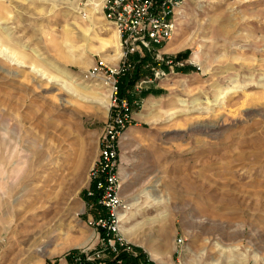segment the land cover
<instances>
[{"label":"rangeland","instance_id":"obj_1","mask_svg":"<svg viewBox=\"0 0 264 264\" xmlns=\"http://www.w3.org/2000/svg\"><path fill=\"white\" fill-rule=\"evenodd\" d=\"M103 2L0 0V264L110 257L84 196L111 103L89 75L121 62ZM160 53L181 66L119 76L116 234L138 264H264V0H189Z\"/></svg>","mask_w":264,"mask_h":264},{"label":"built area","instance_id":"obj_2","mask_svg":"<svg viewBox=\"0 0 264 264\" xmlns=\"http://www.w3.org/2000/svg\"><path fill=\"white\" fill-rule=\"evenodd\" d=\"M188 1L104 0L102 5L103 17L113 25L118 35L121 62L116 67H108L99 60L91 69V75H101L109 83L111 103L110 114L99 140L98 159L85 192L88 197H95L97 205L105 208L108 213L107 219L99 218L95 223L106 230L105 239H100L101 245L110 248L115 255V245H125L116 234L117 219L114 220L112 211L113 204L117 201L118 143L125 128L131 123V102L128 97H121L119 94V76L124 71L134 69L135 62L146 56H150L155 66H181L163 59L160 49L171 40L181 9ZM135 57L138 60L133 61ZM154 72L158 73V70ZM88 207L92 208L93 205L89 204Z\"/></svg>","mask_w":264,"mask_h":264},{"label":"trees","instance_id":"obj_3","mask_svg":"<svg viewBox=\"0 0 264 264\" xmlns=\"http://www.w3.org/2000/svg\"><path fill=\"white\" fill-rule=\"evenodd\" d=\"M148 57H144L142 59H140V62H144L145 59H147ZM119 86V94L121 97L126 96L124 94V88L121 86V83L119 82L118 84ZM128 97V100L130 101V97ZM93 187V185L91 186V188ZM84 196L86 198L87 204H92L93 205V210L95 211H100L102 212V216H95V222L99 219V218H103V219H107L108 217V213L106 211L105 208L97 205L96 203V198L95 197H88L86 195V192H84ZM98 228V232H99V236L100 239H105V234H106V230L105 228H102L101 226H97ZM117 254L115 255L114 252L111 251L110 248L106 247L105 250L107 251V253L110 255V257H108L109 259H105L104 264H138L137 260L138 258L132 257L126 248H128V246L124 245L123 247L118 246V244L115 245ZM78 263L77 264H100L101 262L97 261V260H93L90 261L86 258L85 253H80L78 255ZM119 261V263H117Z\"/></svg>","mask_w":264,"mask_h":264},{"label":"bare ground","instance_id":"obj_4","mask_svg":"<svg viewBox=\"0 0 264 264\" xmlns=\"http://www.w3.org/2000/svg\"><path fill=\"white\" fill-rule=\"evenodd\" d=\"M93 6H96L95 4L93 5ZM114 31H115V29H114ZM115 33H116V31H115ZM116 35H117V33H116ZM116 35H115V39L117 40V38H118V35H117V37H116ZM118 42H119V39H118ZM119 46H120V44H119ZM171 46V45H170ZM169 48V47H168ZM4 51H5V49H3ZM6 52V51H5ZM121 54V53H120ZM13 62H15L17 65H21L22 63L21 62H19L16 58H14L11 54H9V55H7ZM31 67V69L32 70H34L35 72H38L39 74H41L42 76H44V72H42L39 68H37V67H34V66H30ZM52 67V66H51ZM90 77H93V78H96V77H99V78H101V82H102V84L107 88V90H108V92H109V83H107L103 78H102V76L101 75H89ZM53 77H48L47 79H48V81H50L51 79H52ZM198 102V101H197ZM110 103V102H109ZM196 105V104H195ZM93 165V164H92ZM15 201V200H14ZM9 212H11V216H13L14 215V213H13V211H12V209L9 211ZM125 213H121V212H118L117 213V221L118 222H120L119 224V227H120V229H121V233H125L126 232V230H125V227L123 226V217L125 216L124 215ZM17 215V214H16ZM3 218H5V216H3ZM50 223V222H49ZM54 223V222H53ZM54 225V224H53ZM44 226V225H43ZM24 227V226H23ZM118 227V226H117ZM21 228V227H20ZM28 229V228H27ZM21 230V229H20ZM26 230V229H25ZM38 232V231H37ZM49 232V231H48ZM21 233V232H20ZM34 233V232H33ZM126 234H128V232L126 233ZM125 234V235H126ZM40 236V235H39ZM38 236V237H39ZM41 238V237H40ZM39 238V239H40ZM38 241V240H37ZM34 242V241H33ZM46 245L44 246V247H42L41 248V251H43L44 249H46ZM40 250V249H39ZM227 255V254H226ZM252 256V255H251ZM254 257V256H253ZM246 260V259H245Z\"/></svg>","mask_w":264,"mask_h":264},{"label":"crops","instance_id":"obj_5","mask_svg":"<svg viewBox=\"0 0 264 264\" xmlns=\"http://www.w3.org/2000/svg\"><path fill=\"white\" fill-rule=\"evenodd\" d=\"M117 55V54H116Z\"/></svg>","mask_w":264,"mask_h":264}]
</instances>
